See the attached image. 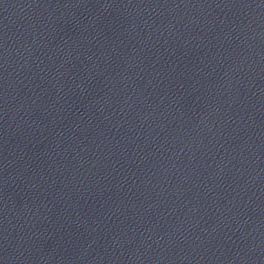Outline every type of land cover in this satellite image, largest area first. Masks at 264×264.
Listing matches in <instances>:
<instances>
[{"label":"water","instance_id":"obj_1","mask_svg":"<svg viewBox=\"0 0 264 264\" xmlns=\"http://www.w3.org/2000/svg\"><path fill=\"white\" fill-rule=\"evenodd\" d=\"M0 264H264V90L1 114Z\"/></svg>","mask_w":264,"mask_h":264}]
</instances>
